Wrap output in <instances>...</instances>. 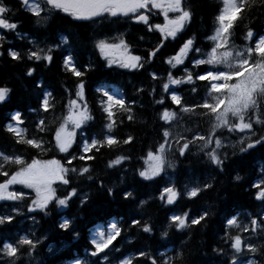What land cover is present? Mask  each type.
Segmentation results:
<instances>
[{
  "label": "snow or ice",
  "instance_id": "obj_1",
  "mask_svg": "<svg viewBox=\"0 0 264 264\" xmlns=\"http://www.w3.org/2000/svg\"><path fill=\"white\" fill-rule=\"evenodd\" d=\"M24 9L34 18V26L45 28L50 20L59 13L70 15L75 21L94 23L97 19L121 17L131 19L135 23L143 24L149 32H159L160 42L152 49L146 50V55L134 54L130 45L126 42L125 34L119 33L111 38H98L94 40V48L107 61L108 66L118 65L124 69L140 70L145 67V63L151 64L154 58L165 46V41L176 40L182 35L186 26L191 23L194 12L190 0H21ZM153 10H158L162 15L163 23L153 24L150 16ZM11 8L6 4V0H0V29L16 30L18 24L10 22L6 18ZM256 13V17L253 16ZM264 17V0H222V6L215 16V26L213 32L206 39L211 42V47L207 52L196 47L195 37H189L179 45L174 55L167 58L166 63L172 69L177 66H184L185 61L191 57L193 69L205 65L208 67L200 68L199 73L184 67V75L180 78L174 77L171 71L168 72L166 82L162 87L169 93V99L173 105L178 107V111L167 107L159 114V119L164 122L161 127L160 140L151 146L146 154L141 157L144 167L137 170V175L144 181H152L161 174L168 176V169H176L175 160L169 158V154L178 153L184 157L192 146L198 148V153H202L205 161L219 169L224 170L228 154L225 151L228 145L224 140L229 139L232 134L239 135V139L231 143L233 155L235 149L239 153H246L257 146H264V131H257V126L264 130V30H257L253 27L254 19ZM247 21V23H244ZM243 24V40L245 43L236 45L234 43V33ZM264 28V25H262ZM17 36L26 37L27 33H16ZM143 40V36L140 37ZM5 37L0 35V49L3 48ZM29 43L35 50L27 51V59L34 62H47L50 65L54 60V51L67 46L70 43L69 36L61 33L59 43L47 44L39 47L36 39ZM195 53L196 56L192 54ZM4 56V51L0 50V57ZM7 56L12 61H22L24 54L9 47ZM201 57V58H197ZM63 66L69 73L79 79L75 85L74 98H70L64 106L65 113L51 121L55 125L54 131L46 123V117L39 119L36 124L37 135L29 136L28 130L21 125L24 121L21 112L16 111L11 114L10 120L4 126V130L11 134L17 145H25L39 153H44L55 148L59 153L68 154L66 162L52 158L41 160L33 156L31 160L25 158L22 153H6L0 151V201L14 202L11 207V214H0V226L11 224L16 216L24 215V205L27 194L21 189H13V186H23L31 189L35 196L27 204V212H42L48 215V208L51 203L57 207L67 208L73 198L79 197L80 206H84L90 200L89 193L81 194L78 187H72L71 176L76 175L88 181L99 179L91 173L93 169L90 164L82 167H74L73 161H94L96 154L107 148L113 150L116 146L128 145L134 141V136L128 135L123 140L113 134L117 125L115 119L118 113L126 114L128 121L135 119L133 105L135 102H127L122 96L110 94L109 91L103 92L100 105L103 113L106 114V123L102 138L93 134L89 136L83 131V126L93 117L90 115L89 106L85 99V83L82 77L85 75L74 62L73 55L69 54L63 58ZM87 69V66H85ZM35 68L29 67L27 75L32 76ZM153 81L157 80L155 72L150 73ZM195 81L206 82L207 90L203 102L200 104L188 105L183 102V98L177 91L169 89V85L193 84ZM37 87L42 88V83ZM143 92V89H138ZM155 88L152 89L154 94ZM195 93L196 87L192 88ZM11 89L7 86L0 87V102H4L9 96ZM40 109L46 114L49 110H55L53 93L48 90L41 92ZM158 105L165 104V98L155 100ZM37 112V109H30ZM185 115L196 116L200 119H207L209 128L206 133L194 131L192 128L181 124L180 121ZM122 124L123 121L121 120ZM77 130H81L82 135L79 144V155H73L70 149L77 143ZM229 134L223 135L224 131ZM50 135L47 141L44 135ZM54 141V143H53ZM130 160L127 155H116L110 159L106 165L113 169L115 166H122L123 162ZM264 176V169L261 170ZM235 181L242 180L237 174ZM124 177L121 176V183ZM215 177L209 182H204L201 186L200 181H195V186L185 183V192L181 193L170 184L162 188L160 199L167 205H173L181 195L189 199L197 198L198 195L214 187ZM56 184L68 186L66 195L63 197L57 194ZM100 189H105L109 196L114 195V189L119 187L113 184L106 187L102 179H99ZM253 187L258 191L256 199L264 202V179H259ZM124 199H134L131 191H124ZM166 197V199H165ZM149 203L148 200L141 199L137 205L139 210L144 209ZM211 208L204 210L202 214L191 215L190 210L183 214L172 213L168 217V222L164 230L160 233L161 237H168L171 229L184 232L196 226H206L207 219L212 215ZM34 223H38L35 217H31ZM229 230L236 229L235 235L231 231L225 234V242L230 245L232 254L229 264H264V260L255 258L243 259L245 256L254 257L264 256V243L254 244L253 237L264 236V215L250 216L249 222L242 224L237 216L227 220ZM72 220L62 217L58 224L61 230H70ZM130 227H136L143 233L151 234V218L131 219ZM124 230L119 226V222L113 219L106 227L98 226L91 232L90 251L84 259H73V264H94L91 258H96L99 264H113V259L109 252L113 250L120 253L119 248H115L114 242L122 237ZM247 233L248 236L242 235ZM78 236L79 234L76 233ZM46 237H37L35 232H26L19 235L18 239H9L0 236V264H20L25 257L29 264L35 259L34 252ZM48 251H54L49 246ZM214 251L224 254V249H214ZM143 259L148 264H183V252L175 251L173 256H168L166 252L159 255L143 250L134 254H122L115 264H140Z\"/></svg>",
  "mask_w": 264,
  "mask_h": 264
},
{
  "label": "trees",
  "instance_id": "obj_2",
  "mask_svg": "<svg viewBox=\"0 0 264 264\" xmlns=\"http://www.w3.org/2000/svg\"><path fill=\"white\" fill-rule=\"evenodd\" d=\"M6 4L12 11L6 14L10 22L18 24L16 30L3 29L4 56L0 57V87L7 86L11 89L9 96L4 102H0V151L6 153H22L29 161L33 156L41 160L56 158L62 163L68 159V154L59 153L55 148L50 151L39 153L25 145H17L11 134L4 130L5 124L10 120L11 114L16 111L21 112L24 121L22 127L28 130L29 136L37 135L36 124L39 119L46 117V123L54 131L55 125L50 122L65 113L64 106L70 98H74L75 85L79 79L73 76L63 66V58L66 55H73L77 67L85 72L82 77L85 83V99L89 106L90 115L93 117L83 126V131L89 136L96 134L102 138L106 114L100 105L104 91L110 94L122 96L127 102H135L133 105L135 119L128 121L126 114L118 113L115 117L117 125L113 134L123 140L128 135L134 136V141L128 145L120 144L113 150L107 148L96 154L94 161H73L74 167H82L86 163L90 164L93 176L102 179L106 187L113 184L119 185L114 189V195L109 196L105 189H100L99 179L88 181L86 177L81 178L76 175L71 176L72 187H78L83 193L90 194V200L84 206H80L79 197L73 198L67 208L57 207L53 202L49 205L48 215L42 212L28 213L27 204L34 198L31 190L20 186L27 196L23 208L24 215L16 216L15 220L8 225L0 226V236L9 239H18L19 235L26 232H35L37 237H46L34 252L35 259L32 264H69L73 259L84 260L90 249L91 232L98 226L106 227L113 219L119 222V226L124 230L122 237L114 242L115 248H119L120 253L114 250L109 255L115 260L122 254H134L143 250L159 255L166 252L168 256H173L175 251L183 252V264H229L232 254L230 245L225 242V234L231 231L235 235L237 230H229L227 220L237 216L238 220L244 224L248 223L250 216L264 215V202L256 199L257 189L253 184L259 179H264L261 170L264 169V146H257L246 153H239L235 149L233 155L231 143L239 139V135L232 134L229 139H225V151L228 160L225 162L224 170L211 166L205 161L202 153H198V148L192 146L184 157L178 153L173 155L177 167L167 170L168 176L161 174L160 177L152 181H144L136 173L138 169L144 167L141 159L147 150L160 140L161 127L164 122L159 119V114L164 107L178 111V107L170 101L169 93L163 90V83L166 82L167 74L171 71L176 78L184 75V67L199 73L200 68L208 67L205 65L193 69L191 57L185 61L184 66H177L172 69L166 63L169 56L174 55L183 40L194 36L196 47L207 52L211 47V42L206 39L213 32L215 26V16L222 6V0H190L194 16L176 40L165 41V46L154 58L151 64L145 63V67L140 70L124 69L118 65L108 66L106 60L100 55L93 46L94 40L98 38H111L119 33L125 34L126 42L130 45L134 54L146 55V50L154 48L160 42L159 32H149L143 24L135 23L131 19L106 17L97 19L94 23L75 21L70 15L65 13L56 14L45 28L34 26V18L23 8L20 0H6ZM150 19L153 24L161 23L160 15L157 10H153ZM256 17V13H253ZM244 23H247L245 21ZM264 17L254 19L253 27L257 30H264ZM243 24L234 33V43L243 45ZM17 32L27 33L26 37L17 36ZM69 36L70 43L54 51V60L48 65L47 62H34L27 59V51L35 50L29 43L36 39L39 47L47 44L59 43L60 34ZM143 36V40L140 37ZM46 42V43H45ZM11 47L24 54L22 61H12L7 56V49ZM196 56L195 53L192 54ZM197 58H201L198 57ZM87 66V69H85ZM29 67L35 68L32 76L27 75ZM155 72L158 79L153 81L150 73ZM42 83V88L37 87ZM196 87L197 92L192 88ZM156 91L152 93V89ZM143 89V92L138 91ZM169 89L175 90L183 98V102L188 105L200 104L203 102L207 90V83L195 81L193 84L169 85ZM48 90L53 93L55 110L44 113L40 109L41 92ZM165 98L163 107L155 103V100ZM30 109H37L32 112ZM123 121L121 124L120 121ZM192 128L194 131L206 133L209 128L207 119H200L196 116L185 115L180 121ZM257 131H264L257 126ZM77 143L73 145L70 152L79 155V144L82 143L80 136L81 130H77ZM44 135V134H40ZM223 135L228 137L225 130ZM45 140L50 139V135H44ZM54 143V141H53ZM127 155L130 160L123 162L122 166H115L113 169L106 167L110 159L116 155ZM239 174L242 180L235 181L234 177ZM121 176L124 177L121 183ZM215 177L214 187L201 192L197 198L189 199L184 195L178 197L173 205H167L162 201L160 192L162 188L170 184H175L177 190L185 192L184 185L195 186V181L200 184L209 182ZM57 194L61 197L66 195L68 186L56 184ZM19 187V186H18ZM124 191H131L134 199H124ZM148 200L149 203L144 209L139 210L137 205L139 200ZM166 199V197H165ZM14 202L0 201V214H11V207ZM211 208L212 215L207 219L206 226H196L184 232L171 229L168 237H161L160 233L164 230L168 222V217L172 213L183 214L185 211L191 215L202 214L204 210ZM31 217H35L38 223H34ZM62 217L72 220L70 230H61L58 224ZM151 218L153 232L143 233L136 227H130L131 219ZM76 233L79 235L77 236ZM245 237L247 233H243ZM254 244L264 243V236L253 237ZM52 246L53 252L48 248ZM224 249V254H220L214 249ZM255 258L264 260V256L254 257L245 256L243 259ZM94 264H99L96 258H91ZM20 264H29L25 257ZM140 264H148L141 259Z\"/></svg>",
  "mask_w": 264,
  "mask_h": 264
},
{
  "label": "rangeland",
  "instance_id": "obj_3",
  "mask_svg": "<svg viewBox=\"0 0 264 264\" xmlns=\"http://www.w3.org/2000/svg\"><path fill=\"white\" fill-rule=\"evenodd\" d=\"M158 11V10H157ZM158 20H160L161 21V23H163V17H162V15H160V19H158ZM3 34V29H0V35H2ZM107 62V61H106ZM181 124H184V125H186L185 123H183V122H180ZM187 126V125H186ZM234 143V142H233ZM231 145V144H230ZM173 155L174 154H172V153H170L169 154V158L170 159H173ZM174 160V159H173ZM168 170H170V169H168ZM17 186H20V185H17ZM17 186H13V189L15 190V189H17ZM20 188V187H19ZM21 189V188H20ZM31 190V189H30ZM32 191V190H31ZM33 192V191H32ZM33 194L35 195V193L33 192ZM96 229V228H95Z\"/></svg>",
  "mask_w": 264,
  "mask_h": 264
}]
</instances>
